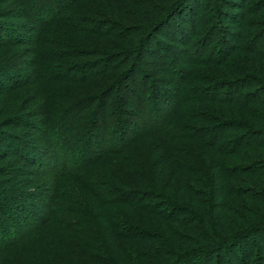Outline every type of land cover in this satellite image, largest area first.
Wrapping results in <instances>:
<instances>
[{
  "label": "trees",
  "instance_id": "1",
  "mask_svg": "<svg viewBox=\"0 0 264 264\" xmlns=\"http://www.w3.org/2000/svg\"><path fill=\"white\" fill-rule=\"evenodd\" d=\"M31 1L8 0L0 9V225L30 220L36 226L23 238L45 235L39 249L25 246L15 260L11 252L25 240L0 239L9 256L0 264H241L237 254L250 239L263 247L264 0L210 4L233 25L221 36L225 56L197 61L218 69L191 70L180 85L206 84L211 76L205 106L179 102L180 116L170 125L119 137L115 148L63 160L58 169L49 148L70 145L69 117L80 115L82 132L106 127L103 113L113 107L110 136L128 132L121 117L130 113L122 108L129 106L138 61L166 33L187 43L186 33L171 25L181 18V30L190 27L197 13L192 0H41L55 3L44 14ZM16 7L20 14L11 15ZM212 29L209 41L217 38ZM46 48L56 66L43 61ZM53 69L68 70L59 79L74 89L45 90L40 71ZM75 70L90 73L76 83L69 77ZM151 91L154 99H168L155 86ZM8 158L34 173L2 162ZM38 175L43 180L32 191L17 181Z\"/></svg>",
  "mask_w": 264,
  "mask_h": 264
},
{
  "label": "rangeland",
  "instance_id": "2",
  "mask_svg": "<svg viewBox=\"0 0 264 264\" xmlns=\"http://www.w3.org/2000/svg\"><path fill=\"white\" fill-rule=\"evenodd\" d=\"M214 0H192L191 4L195 10V13L197 15L195 16L194 20L190 22V27L185 26L184 29L181 30V27L185 25V22L183 19L179 18V25H171L172 28H179L178 31L182 32L184 31L186 33V39H188L187 43L181 44L179 41H175L173 38H177V35L172 38V36L169 33H166L162 39L160 36L156 38L155 40L158 42V44H152L150 46L149 55H147L145 58H142L140 61H138L134 75H133V81L131 82L130 86V92L128 95V107L122 108L123 111H128L129 116L128 117H121L122 122L127 121V127L128 132L125 134H122V132L116 133V138L114 139V136H110L111 128L114 123H110V118L113 115H117L118 112L114 110L115 108L112 107V109H108L103 113V119H109L106 127H109L108 129H105L106 127H93L92 126H86L85 129L82 132L81 129V123L77 122V120L81 119L79 118L80 115H75L72 117H69L67 122H64V126H70V130L72 131L71 136H66V138L70 141V145L64 147V145H58L57 147L53 146L49 148V155L53 157V160L57 161V169L63 162H69L70 160L74 161H82L85 160L87 157H94L93 155H97V153H103L107 152L108 149L115 148L117 145L120 144L119 137H125V139H130L131 136L134 134H137L138 132H144L145 130L154 129L157 126H161V124H167L170 125L173 121H175L180 114L177 113V104L181 102V104L186 100L191 101L190 103H193V107H203L205 106L204 100L209 99L212 95L211 92H203L205 90H212L211 88V79L208 75L206 78L208 81L206 84H201L199 80L192 81V83L185 85L183 89L180 87L182 81H184L186 78V74H189L191 70H217V66L211 67L207 65H201L196 64L197 61H201L203 59H206L207 57L211 59V61L214 63V60H217L219 58H223L226 53L227 45L223 44V40H221V36L224 35L225 31L227 29L232 30L233 25H230L227 23V19L221 20L220 16L216 13L215 6L212 7L211 10H209L210 4L213 3ZM0 9L4 8L8 2V0H2L0 1ZM31 3L34 4L35 8L43 11V14L47 12L50 8H54L55 3L52 5L42 2L41 0H32ZM216 3V1L214 2ZM47 4L45 6L46 8L42 9V6ZM217 7V5H216ZM49 8V9H48ZM56 8V7H55ZM15 11H12L13 14L11 15H19L20 9L18 7L14 8ZM27 11V9H24ZM193 10V9H192ZM219 10H222V8H219ZM6 11V12H5ZM19 11V12H17ZM11 10L9 9H3L1 14H7V16L10 15ZM29 13H32L31 10L27 11ZM35 14V13H33ZM220 17V18H219ZM23 18V17H22ZM21 18V19H22ZM188 18V16H186ZM12 21L17 20L20 21V18L11 17ZM187 20V19H186ZM28 21L26 20V23ZM29 23V22H28ZM187 24V23H186ZM212 29V34L217 38L211 40V37H209V30ZM22 33H26L25 30L21 31ZM176 33V32H175ZM225 38V37H224ZM154 42V41H153ZM202 44V45H201ZM156 45H158L156 47ZM200 45V46H199ZM26 48V46H24ZM45 58L43 61L45 64L49 66L54 65L58 63V60L55 61L54 59H49L48 56H53V53L51 50L44 51ZM149 56V57H148ZM47 67V68H48ZM206 68V69H205ZM66 71L68 70H41L39 76L42 77L44 88L45 90H49L53 94L61 93L63 94V90L65 88H72L73 86H70V81H65L67 83L62 82L60 77H62ZM62 73L63 75H61ZM90 71L85 70H75V72L70 74V78L74 82H80L83 81L85 76L89 74ZM73 76V78H72ZM64 77V76H63ZM154 86L162 92H167L168 99L163 102L160 99H154V97L151 96V90L154 88ZM65 87V88H64ZM69 89H66L70 91ZM37 91V90H36ZM38 93V92H37ZM181 100V101H180ZM113 104H115V100H111ZM116 106L117 102H116ZM188 106V105H186ZM190 106V105H189ZM185 106H182L184 108ZM157 108L155 111L157 112L156 116L155 113L152 112V114H146V119L142 120L141 122L137 119L143 112L149 111V109ZM114 111V114H111V112ZM86 112L84 111L83 114ZM133 116V117H132ZM87 117V116H86ZM80 124V126L78 125ZM102 124V122H101ZM117 125V122H116ZM58 128V129H57ZM55 129L59 132L58 125L55 126ZM93 132L91 137H88L84 135V133H89V131ZM86 131V132H85ZM117 132V131H116ZM54 133V132H53ZM118 136V137H117ZM86 137V138H82ZM100 137V138H99ZM111 137V138H110ZM57 138V137H55ZM60 137H58V141H60ZM85 143L87 145L81 144V140H85ZM62 141V140H61ZM84 143V144H85ZM79 144V145H78ZM78 146V147H77ZM82 146V147H81ZM84 146V147H83ZM78 149L77 153V148ZM84 148V149H83ZM82 149V150H81ZM62 151H64L66 154L65 156L62 154ZM12 152V151H11ZM82 157V158H81ZM74 158V159H73ZM77 159V160H76ZM2 162H10L13 166H16L18 170L21 171H27L31 174L34 173V170L28 166V164H22L19 159H5ZM13 162V163H12ZM9 164V163H7ZM72 166V165H71ZM70 168V167H69ZM39 175L45 174V171L40 170L38 171ZM37 176V179H31L32 177H23L19 178L17 181L23 184H27L26 188L27 190L32 191L34 188H36V184L39 186L40 180H43L42 176ZM44 176V175H43ZM34 183L31 184V181ZM38 188V187H37ZM30 204V203H29ZM8 208V207H7ZM42 216V215H41ZM24 221V220H23ZM2 225V226H1ZM1 227H0V239H11L10 241H15L18 239H21L26 244H23L19 247H15L13 252H11V255L13 256V259L18 258L22 252L23 247H27L26 249H29L30 251H36L41 247L40 245V239L44 237L45 233L39 234L40 236L34 238L31 240L29 237L23 238L25 235L22 234L23 232L32 230L35 228L36 223L30 220L24 221L22 225L17 227L14 224H12L8 220H2L1 221ZM39 232V231H38ZM41 232V231H40ZM27 238V239H26ZM46 238V237H45ZM29 239V240H28ZM4 248V247H3ZM0 249V262L5 260V258H9L8 255H6L7 250ZM256 255L258 257L257 260L253 257ZM237 256H241L243 260L241 261V264H264V244L262 245L258 244L257 240L250 239V244L247 245V247L243 246L242 250L238 252ZM240 260H232L230 259V262L232 264H239Z\"/></svg>",
  "mask_w": 264,
  "mask_h": 264
}]
</instances>
